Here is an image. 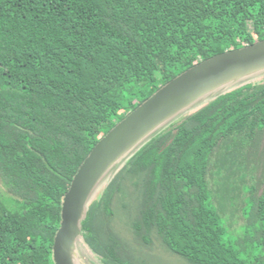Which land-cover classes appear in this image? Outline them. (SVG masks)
<instances>
[{
	"label": "trees",
	"instance_id": "1",
	"mask_svg": "<svg viewBox=\"0 0 264 264\" xmlns=\"http://www.w3.org/2000/svg\"><path fill=\"white\" fill-rule=\"evenodd\" d=\"M249 36L264 39V0H0V264H55L63 197L100 138ZM153 234L189 264H264V78L148 137L90 197L78 239L93 264H172L151 259Z\"/></svg>",
	"mask_w": 264,
	"mask_h": 264
},
{
	"label": "water",
	"instance_id": "2",
	"mask_svg": "<svg viewBox=\"0 0 264 264\" xmlns=\"http://www.w3.org/2000/svg\"><path fill=\"white\" fill-rule=\"evenodd\" d=\"M263 62L264 39L204 59L160 86L101 137L63 197L60 227L53 244L55 264H75L73 248L87 203L102 175L125 149L208 89Z\"/></svg>",
	"mask_w": 264,
	"mask_h": 264
},
{
	"label": "rangeland",
	"instance_id": "3",
	"mask_svg": "<svg viewBox=\"0 0 264 264\" xmlns=\"http://www.w3.org/2000/svg\"><path fill=\"white\" fill-rule=\"evenodd\" d=\"M247 44L249 42L253 41V38L249 36L246 40ZM264 78V62L260 63L258 65H255L241 73H238L225 81L219 83L218 85L208 89L201 95L197 96L193 100L186 103L183 107L163 119L160 123L156 124L152 129H150L147 133H145L143 136L138 138L134 143H132L127 149H125L118 157L114 160V162L108 167L106 172L102 175L98 183L96 184L93 192L97 189V187L104 181V179L107 177V175L113 173L116 168L124 161L140 144H142L148 137L153 135L155 132H157L159 129H161L165 124L170 122L175 117L179 116L181 113L193 109L195 107H198L201 105L206 99L210 98L211 96L217 94L218 92L228 89L240 82L246 81V80H253V79H263ZM98 133V132H96ZM92 192V193H93ZM121 194H118L116 197V205L117 210V219L116 224L119 228V231L121 234H123L126 237L132 238L131 228L126 224L127 220V213L126 209L123 208L122 204L124 201L130 200L128 197H123L125 199L121 198ZM121 198V199H119ZM219 202L223 200V198H218ZM225 202V201H224ZM223 202V204H225ZM223 211L226 214L224 217L226 218L229 216L230 220L238 219L239 209L238 207L228 205L223 206ZM228 218V217H227ZM233 227V226H232ZM153 244L151 246V249L149 252L151 253V259H156L158 257L160 260H162L165 263H172V264H189L184 258L180 257L179 255L173 253L172 251L168 250L165 245L162 243L161 239L156 235H152ZM81 242L78 239L77 244L75 243V246L73 248V255H74V261L75 264H93L89 261V259L86 257L85 252L83 250V247L80 245Z\"/></svg>",
	"mask_w": 264,
	"mask_h": 264
}]
</instances>
